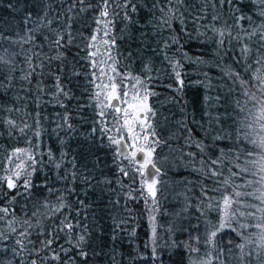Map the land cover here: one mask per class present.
<instances>
[{
	"label": "trees",
	"instance_id": "1",
	"mask_svg": "<svg viewBox=\"0 0 264 264\" xmlns=\"http://www.w3.org/2000/svg\"><path fill=\"white\" fill-rule=\"evenodd\" d=\"M98 3L0 0V264H264V0H129L128 18ZM94 34L147 86L154 201L101 134L121 116H99ZM66 217L79 227L60 231Z\"/></svg>",
	"mask_w": 264,
	"mask_h": 264
},
{
	"label": "snow or ice",
	"instance_id": "2",
	"mask_svg": "<svg viewBox=\"0 0 264 264\" xmlns=\"http://www.w3.org/2000/svg\"><path fill=\"white\" fill-rule=\"evenodd\" d=\"M77 2L80 3L82 6L84 5V0H77ZM167 2L168 3H175V2H177V0H167ZM128 3H129V0H99V3L96 5V7L100 11V17L101 18H108L109 17V14H110L109 9L112 7V5H115V8H121L122 10H124L125 11V17L124 18H128L127 13H126ZM87 7L91 8L92 6L89 4V5H87ZM115 8L112 9V16L113 17L115 15H117ZM83 10H84V7L81 8V11H83ZM134 10H135V8L133 6V11ZM97 24L98 25L101 24V20L99 18L97 19ZM110 25H111L110 19H104L103 20L102 35L104 37H110L111 38V46L114 47L115 46V38L111 37L110 27H109ZM221 35H222V33H221ZM262 38H264V34H262ZM95 41H96V35L94 34L90 39V44H89L90 48L96 47L95 43H94ZM62 42H65L63 36H59L58 39H55L53 41V43L56 44V46H58V47L62 46ZM103 44L105 45L106 48H108L109 40L108 39L103 40ZM245 51H247V50L245 49ZM98 54H99V49H96V51H90L89 52V57L90 58L96 57ZM108 54H109V58L112 59V57L110 55V48H109ZM262 62H264V61L257 60L255 67H259ZM101 63H102V58H101ZM92 67H94V68L98 67L97 61L92 60ZM98 70L100 73V75L97 77L98 79L101 77H105V78L109 79L110 81H112L109 84L102 85V87H104L106 90H110L111 92H117V89L120 88V91L117 92V94L114 96L116 104L109 103L108 107L111 108L115 113H121L122 117L125 118L124 124L121 125V127H123L124 125L127 124V118L135 115L134 112H130V111H128V109L133 108L134 104L137 101H146L147 100V96L149 95L148 90H147V86H146L145 82L141 81L139 78H135V77L132 78L133 79V88L131 90V95H130V92L128 90L127 85L123 83L124 80L127 79V77H121L120 78L121 79V85H122V87H121L120 85H117L114 82L112 77H107L106 73H104L103 68H99ZM254 70H255V68L251 69V71H254ZM112 71L115 72V69L113 68ZM93 75H96V73H93ZM176 76L177 77L179 76V71H176ZM180 83H182V81H180ZM121 103H123L126 106L125 109L123 110V112H122L121 107L119 106ZM148 112H151L150 108H147V110L145 112H141L139 114V116L136 117V119L138 121V128H141V129L143 128L144 121H146L148 119V115H147ZM99 116L101 118H104L105 117L104 111H101L99 113ZM117 123L118 124L120 123L119 119H117ZM119 130L120 129L117 128V131H119ZM110 131H111V129H109V128H102L101 134L104 135L105 133L110 132ZM128 131L132 132L133 129L129 128ZM143 138L145 141H148L147 134H145ZM108 139H109L110 143H112V144H116L118 146L121 145L120 139H115L111 136H108ZM135 139H138V136L137 137L130 136V140H135ZM155 143L156 142H153L152 144L146 145L147 150L145 147H141L135 151H132L131 152V158L129 159L130 164H137V163L139 164V167L136 168V172L139 173L140 176L144 177L143 183H141V185H140V189L146 191L147 194L153 198V201L155 200V196H156L155 185H156L157 181L155 179H152L151 181H149L148 177L152 176L154 174H157V175L159 174V169L155 168V164L153 163V160H152V156H153V153L155 151ZM133 147H134V145H133ZM19 151L20 150L17 149V152H19ZM137 152H139L141 154V157H142V160L139 162L135 160V157L137 156ZM17 159H19V157H17ZM27 161H28L27 166L29 168H33V170H34V166L37 163L35 156L34 155L28 156ZM150 165L153 169V172H149L146 175V170L149 168ZM22 166H23V164H18L15 167H22ZM121 172H123V174L125 176L128 175L127 171H125L124 169H121ZM24 174L26 177V181H25L24 186L27 188V186H28V184H27V175H28L27 171H25ZM13 175L16 177H19L20 172L14 171ZM6 183H7V186L9 188L15 187V183L13 182L11 177H9L7 179ZM61 207H63V205H61ZM4 211L7 212V209H4ZM65 220L67 222L62 223L60 231H71V229L73 227H79L78 224L73 225L70 220H67V217L65 218ZM153 231H155V229H153ZM21 235L24 236L26 234L21 233ZM212 235L215 236L216 232H213ZM2 239H6V237L2 233H0V240H2ZM84 239H85L84 235L79 236L80 241H83ZM51 243H52V240L49 239L45 246L50 247ZM17 244H21V241H17ZM32 264H35V261H33Z\"/></svg>",
	"mask_w": 264,
	"mask_h": 264
},
{
	"label": "rangeland",
	"instance_id": "3",
	"mask_svg": "<svg viewBox=\"0 0 264 264\" xmlns=\"http://www.w3.org/2000/svg\"><path fill=\"white\" fill-rule=\"evenodd\" d=\"M257 13H258V15H261L260 10H258ZM259 31H260V28H259ZM257 36H258V34L252 33L249 30H246L245 32L240 34V37L235 38V44H236L237 50H238L239 55L241 56V59L243 61L244 60L248 61L250 59V56L252 54V49H253L251 47H252V45L255 44V41H256L255 37H257ZM102 39L105 40V38H102ZM259 40L263 41V38L261 37V38H259ZM257 42H258V40H257ZM94 43L96 46L95 48L89 47V51H96V49H99V54L96 57L91 58L92 60L97 61V64H98V67H95V71L93 70L94 73H96V75H93V82H94L93 88H95L94 98L98 102L99 107H101V109H103V111L108 113V112H110V110H112L111 108L108 107V104L109 103L112 104L113 100H115L114 96L117 94V92L120 91V88L117 89V92H111L110 90H106L104 87H102V85L109 84L112 81H110L109 79H107L105 77H101L98 79L97 77L100 75L98 69L103 68L104 73H106L107 77H112L114 82L117 85H120L121 87H122V85H121V79L120 78L121 77H127V79H125L123 83L127 85L128 90L130 92V95H131V90L133 88V79L130 78V76L128 74H126L125 72H123L121 70V67L118 65L117 61L115 60V56L113 54L110 53L112 59L109 58V54H108L109 48H106L105 45L103 44V42H100L99 40L96 39V41ZM245 49L247 51H245ZM254 52L256 54V58H254L255 64H256L257 60L264 61V46L259 52H256V50ZM101 58H102V63H101ZM113 68L115 69V72L112 71ZM263 68H264V62H262L259 67H257V69H259V70L263 69ZM226 78H228V77H226ZM226 82L232 83L231 79H229V78L226 79ZM119 106L121 107L122 112H123V110L125 109L126 106L123 103H121ZM147 108H150V104H149L148 99L146 101H137L134 104L133 108L128 109V111L134 112L135 115L127 118V124L124 125L123 127H121V125L124 124L125 118L122 117L121 113H117L121 116V118L119 116H116L117 119H119V121H120L119 124L117 123V121L107 122L106 128L111 129L109 134L111 136H114V138L120 139V140L125 142V145H126L128 152H129L128 159L131 158V152L132 151H135L141 147L146 148V145L152 144L153 142H155L151 138V134L153 136V133L151 132V134H150V132H149L151 130L150 129L151 128V112L147 113L148 119L146 121H144L143 128L142 129L138 128V121H137L136 117L139 116V114L141 112H145L147 110ZM258 118H260L259 120L262 121V118H264V113H261L258 116ZM117 128H119L120 130L117 131ZM129 128L133 129V131L129 132L128 131ZM145 134H147V136H148V141H145L143 138ZM130 136H132V137L138 136V139L130 140ZM262 137L263 136H261L260 139H262ZM133 145H134V147H133ZM114 146H115V151H116L117 145L114 144ZM156 148L157 147L155 144V151H156ZM146 150H147V148H146ZM155 151H154L153 156H152L153 163H154V158H155ZM14 157H16V158L19 157V159H17V160H19L18 164L24 163L27 159V156L25 155V157H24V154L22 151H20L17 154H14ZM135 165H136V168L139 167V164H135ZM138 174L139 173H137V175ZM139 176L140 175H138V179H139ZM141 178H142V180H144L143 176H141ZM142 192L145 193L146 191L142 190ZM224 206H225V204H224ZM151 230H152V228L149 230V236L150 237L153 235V232H151Z\"/></svg>",
	"mask_w": 264,
	"mask_h": 264
},
{
	"label": "water",
	"instance_id": "4",
	"mask_svg": "<svg viewBox=\"0 0 264 264\" xmlns=\"http://www.w3.org/2000/svg\"><path fill=\"white\" fill-rule=\"evenodd\" d=\"M112 104H116V101L113 100ZM116 153H117V156L119 158H122V159L128 158L129 152H128V149H127L124 141L121 140V145H119V146L117 145V147H116ZM135 160L138 161V162L142 160L141 154L139 152H137V156L135 157ZM149 172H153V169H152L151 165L146 170V175ZM155 175L156 174H154L152 176H149L148 177L149 178V181H151L152 179H154Z\"/></svg>",
	"mask_w": 264,
	"mask_h": 264
}]
</instances>
